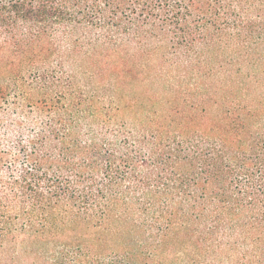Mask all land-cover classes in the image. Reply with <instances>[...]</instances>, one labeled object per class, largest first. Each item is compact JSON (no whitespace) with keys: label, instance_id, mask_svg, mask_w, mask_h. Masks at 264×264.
Listing matches in <instances>:
<instances>
[{"label":"trees","instance_id":"1","mask_svg":"<svg viewBox=\"0 0 264 264\" xmlns=\"http://www.w3.org/2000/svg\"><path fill=\"white\" fill-rule=\"evenodd\" d=\"M0 264H264V0H0Z\"/></svg>","mask_w":264,"mask_h":264}]
</instances>
